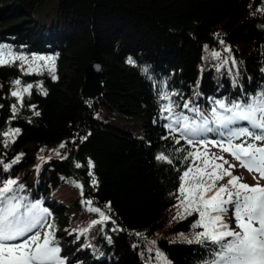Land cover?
I'll return each instance as SVG.
<instances>
[{
    "label": "trees",
    "instance_id": "1",
    "mask_svg": "<svg viewBox=\"0 0 264 264\" xmlns=\"http://www.w3.org/2000/svg\"><path fill=\"white\" fill-rule=\"evenodd\" d=\"M262 7L264 0H0V44L29 58L55 57L58 77L53 80L47 68L22 75L15 65L0 67V128L21 130L9 147L0 145V159L23 154L11 175L25 186L21 195L48 210L47 223L55 225L68 264H163L157 249L170 264H204L209 258L211 245L181 237L202 231L193 228L198 214L177 215L183 211L175 199L179 175L191 160L180 163L184 153L175 154L174 165L155 159L179 146L162 139L168 135L160 115L166 101L157 86L166 83L165 91L180 93L172 97L176 101L195 97L207 112L210 98L246 100L264 90ZM213 50L220 55L214 58ZM93 55L103 66L101 91L86 98L81 87ZM18 77L42 84L47 95L34 87L8 125L15 102L10 82ZM32 104L39 116L27 106ZM81 136L87 139L81 142ZM216 139L221 137L207 134V141ZM195 142L199 138L193 146L180 144L191 151ZM89 159L97 186L88 175ZM233 163L232 173L240 165ZM72 181L84 186L83 195ZM85 199L101 208L110 202L115 224L106 221L80 234L98 219L82 204Z\"/></svg>",
    "mask_w": 264,
    "mask_h": 264
},
{
    "label": "snow or ice",
    "instance_id": "2",
    "mask_svg": "<svg viewBox=\"0 0 264 264\" xmlns=\"http://www.w3.org/2000/svg\"><path fill=\"white\" fill-rule=\"evenodd\" d=\"M257 12H264V7L257 9ZM220 43L223 44V40ZM225 51L230 49L225 48ZM211 55L215 58L220 54L213 50ZM54 60L55 57L51 56L32 55L29 61V57L23 53L14 52L11 46L0 44V67L15 65L20 68L22 75L39 73L47 68L51 78L56 80L58 77L54 72ZM37 61L44 63L37 64ZM126 62L135 64L132 57H128ZM50 63L52 67L48 66ZM227 63L225 59L223 64ZM231 63L233 67L236 66L235 60ZM220 67L221 65L217 66L218 71ZM144 71L147 72L148 69L145 68ZM10 83L12 87L9 96L14 97L15 102L10 105L11 115L6 121L8 125L26 106L25 97L31 96L34 87L43 95H47V90L39 83H23L19 77ZM157 87L160 89V100L166 101L160 106V115L167 121L164 127L168 130V135L162 139L171 138L173 143L179 146L171 153L165 150L158 152L155 159L174 165L175 154L184 153L180 163L191 160L179 175L180 183L175 199L183 211L177 212V215L183 219L185 214H198L199 218L193 228H200L202 231L194 232L191 239L183 234L181 237L187 243L212 246L209 258L204 264H264V185L241 183L240 178L231 171L235 165L224 161L223 157L209 156L207 152L202 153L198 147L189 151L180 144L183 140L187 145L193 146L194 140L199 138L200 145H204L207 134L215 133L221 137L218 146L223 151L229 152L249 172H256L264 178V90L247 97L246 100L229 102L210 98L213 106L210 112H207L199 107L195 97L176 101L172 97L181 96L180 93L165 91L166 83ZM27 106L33 110V116L40 115V112L35 110L36 105ZM2 107L3 105H0V108ZM241 121L247 122V126H237ZM20 131L19 128L11 126L0 128V145L5 149L9 147L15 142ZM79 139L82 142L87 136H81ZM210 143L217 146L215 140ZM65 147V142H61L59 148ZM53 151L61 159L66 158L61 156L59 151ZM22 156L20 153L10 161L0 159V264H68V258L61 255L55 225L47 223L48 210L40 206V201L32 202L21 195L25 186L18 177L11 175V169L20 162ZM217 161L228 163V168H224L223 164ZM75 167L80 168L82 165L76 163ZM87 167L88 175L92 178L91 184L97 186L99 182L92 171L95 165L91 159L87 161ZM72 183L83 195L84 186L78 181ZM81 202L87 211L98 214L99 218L91 220L87 227L80 229V234H86L93 226L102 225L106 221L115 224L110 202L103 208L93 206L92 199ZM230 218L234 220V226L229 223ZM118 230L120 229H113ZM150 243L154 245L155 241ZM156 257L161 259L163 264H170L158 249Z\"/></svg>",
    "mask_w": 264,
    "mask_h": 264
},
{
    "label": "rangeland",
    "instance_id": "3",
    "mask_svg": "<svg viewBox=\"0 0 264 264\" xmlns=\"http://www.w3.org/2000/svg\"><path fill=\"white\" fill-rule=\"evenodd\" d=\"M31 57L29 58V61H30ZM44 62L43 61H37V64H43ZM95 83L96 85L94 86L93 90L92 91H89L87 92L86 95V98L87 97H92V96H96L99 91L101 90L100 87H101V79L99 81L98 78L95 79ZM83 94V93H82ZM85 97V96H84ZM215 141H217V146H213L212 143H210V141H207L206 140V143L204 145H200L199 142H195L194 144V147H198L200 148V151L203 153V152H207L209 154V156H212L214 155L215 157H223L224 161H228V163L230 164H235L233 163V160L240 163L239 161H237L236 159H234V157L229 153V152H225L223 151L218 145H219V142H220V139H216ZM257 143H260V142H257ZM232 158V159H231ZM217 163H222L223 164V167H225V163L223 161H217ZM228 163H227V166H228ZM242 172L244 174H247L249 175V177H245ZM233 175L237 176L240 178V181L241 183H247L249 185H255L257 183L261 184V185H264V178H261L259 176L258 173L256 172H249L245 167H242L241 165H239L236 169H235V172H233ZM72 185H74L72 182H71ZM230 216V214H229ZM97 218H99L97 216ZM229 223L234 226L235 222L234 220H232L231 218L229 219Z\"/></svg>",
    "mask_w": 264,
    "mask_h": 264
},
{
    "label": "water",
    "instance_id": "4",
    "mask_svg": "<svg viewBox=\"0 0 264 264\" xmlns=\"http://www.w3.org/2000/svg\"><path fill=\"white\" fill-rule=\"evenodd\" d=\"M102 70H103V66L100 63L99 58L96 55H93V57L86 64V68H85V72H84V78L85 79H84V83L81 87L83 96L86 97L85 94H87V92L93 90L94 86L96 85V83H95L96 78H98L99 81H100V79H102V77H101L102 76ZM100 89H101V87H100Z\"/></svg>",
    "mask_w": 264,
    "mask_h": 264
}]
</instances>
